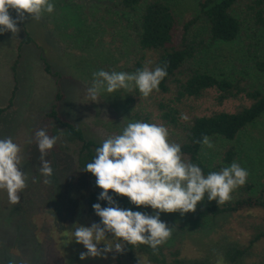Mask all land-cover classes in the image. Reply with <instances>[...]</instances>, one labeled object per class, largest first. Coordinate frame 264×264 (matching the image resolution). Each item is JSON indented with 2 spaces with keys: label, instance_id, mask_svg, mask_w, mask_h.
<instances>
[{
  "label": "rangeland",
  "instance_id": "1",
  "mask_svg": "<svg viewBox=\"0 0 264 264\" xmlns=\"http://www.w3.org/2000/svg\"><path fill=\"white\" fill-rule=\"evenodd\" d=\"M180 23L199 15L198 0H166ZM54 12L44 13L39 20L25 14L18 23L20 31L0 34V108L8 106L15 87L12 71L19 54L20 41L26 33L34 40L21 48L22 59L17 70L18 92L12 113L0 119V139L11 137L20 146L22 170L27 175L21 200L11 204L6 190H0V264H131L113 250L100 257L80 259L86 252L75 241L72 231L77 224L95 223L85 213L86 181L76 178L73 167L66 166L52 154L45 159L51 163L53 175L44 183L40 173L41 153L35 133L45 129L43 115L50 110L59 91L64 100L61 114L81 127L86 136L101 143L108 137L122 133L130 122H136L133 113L151 115L149 123L163 124L156 102L163 95L151 93L144 97L134 86L114 93H102L96 102L88 96L92 74L98 70L127 72L130 66L133 40L129 24L114 4L119 0H53ZM10 15L17 18L15 10ZM119 19V20H118ZM204 31L202 20L194 27L195 33ZM51 64L59 76L48 75L43 60ZM264 62V30H255L247 24L244 34L233 42H217L203 51L197 61L203 71L218 78H244L253 88H262L264 72L256 67ZM128 73V72H127ZM133 73V72H132ZM217 93L209 91L206 97L189 100L185 116H207L214 112H235L241 105H250L246 98L231 99L219 105ZM212 148L204 146V157L209 162L220 159V153L234 145L238 150L235 162L245 168L248 180L257 189L264 186V116L247 127L235 142L210 139ZM241 193L234 190L231 200ZM228 202V201H227ZM209 201L207 194L195 212L161 213L162 221L172 228L164 243L168 250L179 249L185 258L205 257L210 247L222 234L247 241V226L263 223L264 211H254L252 219L240 220L237 215L215 220L203 213ZM218 204V203H217ZM154 214V210H151ZM104 243H117L106 233ZM72 241V242H71ZM105 244L98 247L104 248ZM258 252L264 253V241ZM137 264H152L139 257Z\"/></svg>",
  "mask_w": 264,
  "mask_h": 264
},
{
  "label": "trees",
  "instance_id": "2",
  "mask_svg": "<svg viewBox=\"0 0 264 264\" xmlns=\"http://www.w3.org/2000/svg\"><path fill=\"white\" fill-rule=\"evenodd\" d=\"M114 6L128 22L133 40L127 72L135 73L145 67L151 70L167 65L168 75L153 93L164 96L156 102L155 108L160 112L163 124L168 129L169 140L180 144L183 159L200 166L205 175L230 166L238 156L234 145L223 150L220 159L212 163L205 159V145L198 141H202L204 136L231 142L238 140L248 126L264 116V85L262 88H253L244 78L235 81L218 78L203 71L197 66V61L211 45L239 39L247 24L255 30H264V0H198L199 15L184 23H180L166 0H119ZM200 20L204 31L195 33L194 27ZM33 42L28 32L20 41L19 54L12 67L15 87L8 106L0 108V119L13 112L19 89L17 70L22 59L21 48ZM42 60L48 75L59 76L46 58ZM256 67L264 72V62L258 61ZM211 90L217 93L216 101L219 105L243 97L250 101V105H241L232 113L220 111L184 119L188 101H198ZM63 100L64 94L59 91L54 104L43 115L46 133L59 137L48 153L64 166L70 163L76 178L86 181L85 213L95 223H100V217L95 214L93 205L100 203L102 207H108V204L107 201L98 199L103 190L96 185V177L85 171L84 167L93 160L95 150L101 143L88 138L81 127L61 114ZM132 116L137 121L147 123L151 118V115L144 116L141 111L134 112ZM235 190L241 193L238 199L220 205H207L203 213H207L213 220L237 215L240 220L246 221L252 219V212L264 211V186L257 189L247 179L245 185ZM110 195L114 196L121 208L151 214L150 206H136L130 203L128 197L115 194L111 190ZM246 228L249 235L246 242L222 234L205 257L185 258L181 256L179 249L170 251L164 244L154 252L147 244L126 243L119 254L131 264H137L139 257H146L152 264H264V253L257 251L259 244L264 241V220L259 224L251 223ZM117 242L124 243L119 240Z\"/></svg>",
  "mask_w": 264,
  "mask_h": 264
},
{
  "label": "clouds",
  "instance_id": "3",
  "mask_svg": "<svg viewBox=\"0 0 264 264\" xmlns=\"http://www.w3.org/2000/svg\"><path fill=\"white\" fill-rule=\"evenodd\" d=\"M54 9L53 0H0V34L18 33L17 25L26 18V13L39 20L44 13L51 14ZM10 10L16 11L17 18L10 15ZM167 75L166 64L151 70L145 67L135 73L101 69L93 72L87 93L96 102L102 93L134 86L147 97L159 89ZM35 138L41 153L40 173L45 177L44 183L48 184L54 170L45 156L59 137L49 136L41 129L35 133ZM198 142L213 147L207 136ZM95 152L84 170L96 177V185L103 190L98 199L107 201L108 207L94 204L100 223L77 224L72 231V241L87 250L80 254L81 260L104 256L113 250L122 252L126 243L147 244L154 252L158 251L172 234V228L162 221L161 213L180 212L183 215L195 212L206 194L209 201L223 204L231 199L235 189L246 184L249 175L237 162L205 175L200 166L183 159L181 145L169 140L167 127L156 123L130 122L121 134L105 139ZM22 168L20 146L11 137L0 139V190L7 191L11 204L20 202V194L26 187L27 175ZM110 190L128 197L136 206H150L154 214L121 208ZM106 233L124 243H104ZM102 243L106 246L101 249L98 245ZM9 264L14 261L10 260Z\"/></svg>",
  "mask_w": 264,
  "mask_h": 264
}]
</instances>
